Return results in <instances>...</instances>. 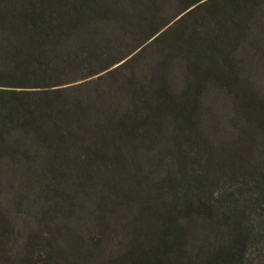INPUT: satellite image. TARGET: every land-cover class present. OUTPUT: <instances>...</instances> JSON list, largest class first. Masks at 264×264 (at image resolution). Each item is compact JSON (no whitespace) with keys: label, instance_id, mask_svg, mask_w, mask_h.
Wrapping results in <instances>:
<instances>
[{"label":"trees","instance_id":"1","mask_svg":"<svg viewBox=\"0 0 264 264\" xmlns=\"http://www.w3.org/2000/svg\"><path fill=\"white\" fill-rule=\"evenodd\" d=\"M0 264H264V0H0Z\"/></svg>","mask_w":264,"mask_h":264}]
</instances>
